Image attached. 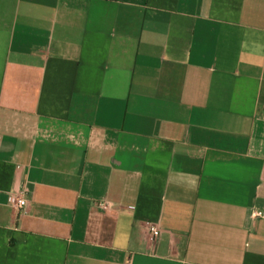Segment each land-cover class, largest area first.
I'll list each match as a JSON object with an SVG mask.
<instances>
[{
	"label": "crops",
	"instance_id": "obj_1",
	"mask_svg": "<svg viewBox=\"0 0 264 264\" xmlns=\"http://www.w3.org/2000/svg\"><path fill=\"white\" fill-rule=\"evenodd\" d=\"M255 210L264 0H0V264H264Z\"/></svg>",
	"mask_w": 264,
	"mask_h": 264
},
{
	"label": "built area",
	"instance_id": "obj_2",
	"mask_svg": "<svg viewBox=\"0 0 264 264\" xmlns=\"http://www.w3.org/2000/svg\"><path fill=\"white\" fill-rule=\"evenodd\" d=\"M25 171H26L25 166L22 165L17 166L16 176L18 179V190L9 198L10 205L18 213L22 212L25 209V207L28 205L31 195L29 189L25 185V179H24ZM100 207L103 210H109L111 208V205L109 203L104 202V203H100ZM254 217L256 219H263L264 213L262 211L255 210ZM149 232H150L151 241L155 242L160 235V230L155 225H150ZM120 260L124 262L123 264H129L130 258L126 252H122L120 254Z\"/></svg>",
	"mask_w": 264,
	"mask_h": 264
}]
</instances>
